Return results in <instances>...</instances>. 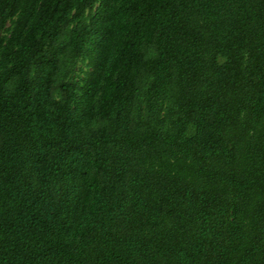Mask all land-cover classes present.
<instances>
[{
  "label": "trees",
  "instance_id": "1",
  "mask_svg": "<svg viewBox=\"0 0 264 264\" xmlns=\"http://www.w3.org/2000/svg\"><path fill=\"white\" fill-rule=\"evenodd\" d=\"M0 264H264V0H0Z\"/></svg>",
  "mask_w": 264,
  "mask_h": 264
},
{
  "label": "rangeland",
  "instance_id": "2",
  "mask_svg": "<svg viewBox=\"0 0 264 264\" xmlns=\"http://www.w3.org/2000/svg\"><path fill=\"white\" fill-rule=\"evenodd\" d=\"M86 66H87V62H79L78 63L77 72H76V74L79 75L78 78H80V79L83 78V76H84L83 71H86ZM81 68L83 71H81Z\"/></svg>",
  "mask_w": 264,
  "mask_h": 264
}]
</instances>
